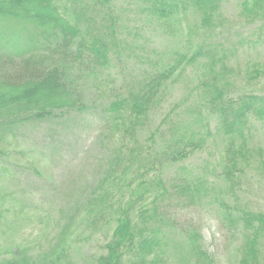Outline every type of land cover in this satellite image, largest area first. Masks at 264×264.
Instances as JSON below:
<instances>
[{
  "label": "trees",
  "instance_id": "trees-1",
  "mask_svg": "<svg viewBox=\"0 0 264 264\" xmlns=\"http://www.w3.org/2000/svg\"><path fill=\"white\" fill-rule=\"evenodd\" d=\"M122 1L0 0V131L11 133L19 126L87 111L84 91L99 84L98 76L110 67V54L118 53L119 34L126 29L118 12ZM131 1L141 4L142 11L169 32L190 11L196 27L210 28L217 18L220 21L222 5L230 0ZM236 1L249 15L264 20V0ZM201 58L208 63L200 65L203 72L196 85L177 104L169 103L172 87L190 67L201 64L197 63ZM219 62L222 67L217 70ZM223 63L203 48L191 56L176 53L171 61L157 63L135 88L104 106L100 137L118 147L85 203L83 227L111 232L94 264H157L155 257L164 254L174 232L188 245L186 264H216L201 243L198 229L178 222L170 207L181 211L202 207L213 198L209 185L189 175L170 176V170L203 151L206 136L222 135L228 143L226 153L233 156L229 172L221 175L230 181L234 171L240 173L234 155H242L247 147L251 122L264 125V95L231 98L221 79L229 74ZM182 106L198 118L201 132L186 129L183 133L178 128L176 111ZM161 112L165 114L155 125L154 118ZM213 121L215 133L210 130ZM145 133L148 137L143 142ZM221 207L229 231L241 237L240 264H259L264 214L234 213L224 202ZM10 254L0 264H61L62 259L54 252L29 258L20 246Z\"/></svg>",
  "mask_w": 264,
  "mask_h": 264
},
{
  "label": "rangeland",
  "instance_id": "rangeland-1",
  "mask_svg": "<svg viewBox=\"0 0 264 264\" xmlns=\"http://www.w3.org/2000/svg\"><path fill=\"white\" fill-rule=\"evenodd\" d=\"M118 8L122 28L126 29L119 34L118 53L110 54V67L103 68L98 76L99 84L84 91L87 111L19 126L11 133L0 131V260L11 258L10 253L19 246L33 259L52 252L55 257L62 255L61 264H94L93 259L104 252L110 229L92 232L82 225L85 203L118 147L107 145L100 137L99 119L105 105L135 88L157 63L171 61L176 53L191 56L203 48L228 67L229 74L221 79L231 98L246 93L264 95V20L249 15L238 1L223 3L220 21L217 18L210 28L196 27L197 20L190 11L183 23L172 25L169 32L159 28L142 11L141 4L123 0ZM197 63L201 64L190 67L172 87L167 95L169 103L177 104L196 85L203 72L200 65L208 61L201 58ZM221 67L217 63V70ZM188 105L194 106V101ZM185 108L176 111L178 128L183 133L186 129L201 132L198 118ZM164 114L154 118L155 125ZM251 123L247 147L242 155H234L240 173L234 171L230 181L221 175L229 172L228 162L233 156L226 153L228 143L222 135L206 136L203 151L170 170V176L189 175L209 185L213 198L202 207L182 211L170 207L178 222L198 229L201 243L216 264H240L241 237L229 231L221 202L234 213L247 210L264 214V125ZM214 128L215 121L210 130L214 132ZM147 137V133L142 135V141ZM234 150H238L237 144ZM174 233L155 263H187L188 245L176 236L178 232ZM258 249L256 262L264 264V234Z\"/></svg>",
  "mask_w": 264,
  "mask_h": 264
}]
</instances>
